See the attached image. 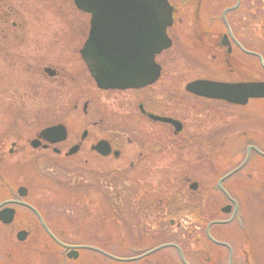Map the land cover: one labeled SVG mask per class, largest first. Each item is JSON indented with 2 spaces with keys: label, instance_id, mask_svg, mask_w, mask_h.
Here are the masks:
<instances>
[{
  "label": "rangeland",
  "instance_id": "rangeland-1",
  "mask_svg": "<svg viewBox=\"0 0 264 264\" xmlns=\"http://www.w3.org/2000/svg\"><path fill=\"white\" fill-rule=\"evenodd\" d=\"M169 1L177 15L175 25L169 30L173 46L159 58L165 66L161 82L140 92L104 93L96 90L85 66L77 61L78 49L89 28V16L76 7L74 0H0V5L13 9L18 27H23L19 28L21 35L17 40H10V49H15L17 59H30L33 69L31 76L18 68L12 78L9 73L0 77L2 86L11 85L8 92L0 93V134L6 132L1 139H6L7 149L13 139L34 136L44 125L63 123L68 128L70 135L63 147L81 141L82 132L89 131L82 152L70 157L57 156L51 151L34 152L27 161L9 157L8 161H14L11 162L14 169L8 178L15 186H28L29 201L39 206L49 225L69 245H92L128 258L164 242H182L191 264H227L228 252L209 245L198 235L205 234L206 214H211L209 221L228 218L220 211L226 204L225 198L211 187L241 163L252 137L264 152V99L250 101L242 107L208 102L206 126L185 127L177 138L180 140L177 144L183 146L177 147L176 156L157 163L144 179L132 174L137 168H132L129 162L135 160L136 152L127 161H118L88 151L90 144L104 135L129 133L127 136L133 140L139 139L137 128L125 126L122 107L126 103L137 109L140 95L147 99L155 97L163 109L175 91V102L171 100L176 113L187 116V107L193 104L185 92L188 81L201 77L231 82L264 81V68L258 60L235 51L227 62L225 49L220 46L221 35L227 29L221 22V14L236 0ZM229 14V25L233 26L236 38L264 57V0H243L242 6ZM8 47L4 42L0 50V64L4 67L12 59L3 50ZM41 63L63 64L76 80L68 78L63 93L52 81L45 90L41 78L34 72ZM86 103L87 112L84 111ZM98 111L104 113L106 121L94 128L92 121ZM16 123L17 129L13 128ZM205 131L207 145L201 148L200 135ZM195 133L198 143L185 147L188 144L185 141H190L188 138ZM202 149L208 154L204 161L196 157ZM236 179L240 184L233 194L245 205L239 218L241 229L236 224L214 227V235L234 246L233 264H264V157L253 154L243 173L232 180ZM193 182L199 184L195 190L190 188ZM152 194L159 196V205ZM242 194H246L245 199ZM167 196L171 198L169 202H165ZM173 196L200 210L202 223L193 221L187 213L174 219L169 217L167 205H175ZM207 198L208 206H205L203 202ZM147 201L158 208L148 209ZM162 211L166 217L163 221ZM212 212L216 213L215 217ZM159 224L166 234L160 233ZM22 228L31 232L25 242L16 238V232ZM0 241V264H63V248L46 238L35 217L26 209H18L12 227L3 229ZM66 263L182 264L174 248L127 262L82 250L77 260Z\"/></svg>",
  "mask_w": 264,
  "mask_h": 264
},
{
  "label": "flooded vegetation",
  "instance_id": "flooded-vegetation-1",
  "mask_svg": "<svg viewBox=\"0 0 264 264\" xmlns=\"http://www.w3.org/2000/svg\"><path fill=\"white\" fill-rule=\"evenodd\" d=\"M2 8L6 9L5 5H0V24H1L0 25V50H2L3 43L7 42L9 47L5 48L3 50H4V52H8V55H6V56L12 55V59L8 60L9 64L6 65L5 67H4V64H0V77L4 73H9V75L11 74V78H12V76H14L15 73L17 72L18 68L20 70L23 69L25 74H28L29 76H31V74L33 73L32 61L30 59H26V58L17 59L16 58L17 53L14 51L15 49H13V50L10 49V44H12L10 42V40L11 41L12 40L14 41V39L17 40L18 35H21L20 29L23 27H20L22 25H20L18 27L19 24L15 20V14H13L14 12H13V9L11 7H7L6 10H1ZM86 15L89 16V22H88L89 28H88V31L86 33V36H85L83 42L81 43V46L78 49L80 59L77 61L79 63H82L83 66H85L87 74H89V78L93 82V84L95 85L96 90H98L99 92H104V93L105 92L106 93H108V92L109 93L110 92L111 93L112 92H115V93L116 92H123V93L124 92H140V91H144V90H146L152 86H155L161 82V79L164 76L163 73H165V66L160 62L159 58L165 52H167V50H165L162 53H159L155 56V62L158 65H160V67H161L160 76L155 83H153L151 85H147V86L142 87L140 89L130 88V89H126V90L125 89L120 90V89H101V88H99L97 86V83H96L94 77L91 75V72L87 66V63L84 60L82 53H81V50H82L86 40L89 37L90 28H91V14H86ZM176 15L177 14H173L174 21H173L172 27L176 23ZM229 15L230 14H228L227 19H228ZM221 22L226 27V24L222 18V14H221ZM172 27H170V29ZM232 27L233 26L231 25L230 29L232 32V36L228 37L229 40L227 41V43L225 45L222 44V39L224 38L226 32L221 35V39H220L221 40L220 46H221V48L225 49L227 62H229V58L235 54V51H238L242 54L248 55L249 57H253L256 60H258L256 56L251 55V54H247L241 49V47H243L245 50L255 52L253 49L244 45L242 42H240L238 40V38H236L235 32H234ZM226 31H227V29H226ZM170 38L172 39V41L174 43L173 38L171 36H170ZM235 41H238L239 44L241 45V47ZM6 61L7 60L4 59V62H6ZM20 72H22V71H20ZM34 72H35V74L38 75V77L41 78V81L44 83L45 90L48 87L49 81H52V83H54V82L57 83L58 88H60V93H63V91L65 90L67 79L72 78V76L70 77L69 70L65 69L63 64L51 65V64H42L41 63V64L36 66V69L34 70ZM203 79H209V78H203V77L195 78L191 81H188L185 84V92L188 95L189 103L190 104L193 103L191 106L187 107V109H188L187 116H181L180 114L177 115V113H176V107H175V103H174L175 102L174 99L176 98V92L175 91L171 93V97H170L171 99L174 100V102L170 99L169 102L165 104L163 109H161L160 102L159 101L157 102L155 97H153V99H147V98L143 97L142 95H140L139 99H137V109L133 108V106H130L126 103H124V107H122L123 115H124L125 121L127 122L125 124V126L127 127V126L131 125V126L137 128L138 133L140 135L139 139L136 141L133 140L132 138H130V136H127L129 133H124L123 136L114 135L112 137L104 135L105 137H101L99 139H96V141L94 143L90 144L88 151L92 152L93 154L98 155L101 158L113 157L115 160H118V161L123 160V159H125L127 161L129 158L128 159H126V158L129 155H132L133 153L136 152L137 154H135L136 155L135 160L132 159V160H130L129 163H130V166H132V168L136 167L137 170L139 168H140V170H138V172L136 170L133 173L132 172H129V173L135 174L137 176L139 175L138 178L144 179L146 176L149 175V173L151 174L152 168L154 169L157 167L156 166L157 163H160L162 160H165L166 157H172V156L175 157L176 156L174 154V152L176 151L177 147L179 148V147L183 146V144L182 145L177 144L180 141V140L178 141L177 138L185 131L186 128L190 127V125H194V127H196V125H198V124H201L202 126L203 125L206 126V124L208 122V110H209V105H207L208 102L226 103V102L219 100V99H210L207 97L199 96V95H196V94L186 90V86L189 83L197 81V80H203ZM72 80L75 81L76 78H72ZM210 80L231 82L228 80H217V79H210ZM236 82H240V81H236ZM10 88H11L10 84H5L3 86L0 84V93L8 92ZM87 109H88V103H86L84 105V111L85 112H87ZM0 110H2V108ZM96 115H97V117H94L95 119L92 121V126L94 128L99 127L100 124H103V122L106 121V118L104 117V113L98 111L96 113ZM152 115H157L160 117H166V118H172V119L178 120L182 124V129L180 131H176V125L175 124L156 120L152 117ZM61 124H63V123L44 125V126H41L39 131L34 136H33V134H29V136L27 138H23L24 135L21 136V138H15L11 141V147L8 149H7L6 144H5L6 139H1L2 137L4 138L6 136V132L3 134H0V239H1V236L3 233V229L6 227L7 228L12 227V224L14 223V221L17 217L18 209L22 208V209H26L27 211H29V213L35 217V219L39 223L40 227L42 228V231L44 232L46 238L49 241L55 242L50 237V235L45 231V229L43 228L38 216L29 207L26 206V205H31V206L35 207L41 213L42 217L44 218L47 226L49 227V229L53 233V235L56 238H58L61 242H64L58 236V234L54 231V229L49 225L48 221L45 219L41 210L39 209V206L37 204L29 201L28 197H29L30 191H29L28 186H26V185L15 186V184H11L8 177L11 175V172L14 169V164L11 163L14 161L11 159H10L11 162L7 160L9 157L12 156V157H16V158L20 157L22 159V161H27V159H29L31 157V155L37 151H41V152L51 151V152L55 153L57 156L63 155L64 157H70L72 155H76V154L81 153L83 148H84L83 143L86 141V138L89 136V131H87V130H84L82 132L81 141H78L77 143H74L73 145H71L69 147L65 146L66 148L63 147V143H65L68 140L69 135H70L69 134L70 132L66 126L65 127H66L67 136H66L65 140L57 142V143H50L49 141H47L45 139V137L43 135L44 130H46L50 127H53V126L61 125ZM17 126H18V124L16 123L15 127H13V128L17 129ZM0 127H1V125H0ZM161 128H163V129H161ZM126 129H128V128H126ZM160 129L163 131H161ZM10 130L11 129L8 128V132H10ZM161 137H163V140H161ZM188 139H190V141L189 140L185 141L188 143V144H184L185 147H191V145L195 146L198 143L197 142L199 139L198 134L197 133L192 134L191 137ZM121 140H123V141H121ZM34 141H36L35 145L33 144ZM100 141H107L109 143V145L111 146L112 150L110 151V153L108 155L101 154L95 148V146ZM200 141H201L200 142L201 148H203V146L207 145V132L206 131H205V134L201 133ZM250 145L257 146L256 142L253 140L251 141V139H250L248 146H250ZM74 146H78V149H77L75 154H70V150ZM84 152H86V151L84 150ZM246 152H247V149H246ZM253 154H254V151L251 152V156ZM207 156H208L207 152L202 149L201 155L196 156V157L198 160L200 158L201 161H204L205 159H207ZM251 156H250V159H251ZM245 158H246V154H245L243 160L241 161V163L244 162ZM166 159H169V158H166ZM250 159L247 162V164L240 171H238L237 173H235L234 175H232L228 179L224 180L222 183V186L224 187V189L236 201V203L238 205V213H237V216L234 218V220L228 224H217V225L211 226L210 233H211L212 237L218 241L226 242L225 239H222L221 237H218V236L216 237L214 235V227H222V226L224 227V226H228L231 224H236V226H238L241 229L242 223H241L239 218L241 215V210L243 208V204L241 203L240 199H238L233 194L234 190L239 189L238 184H240V182L238 179H236V180H232V179L234 176L240 175L241 173H243V171L247 167L248 163L250 162ZM171 161H172V159H171ZM135 162L137 164H135ZM240 164H238L234 168L238 167ZM234 168H232L231 170H233ZM231 170H229L228 172H230ZM168 174L170 175L171 172H168ZM223 176L219 177V179L216 182V185L215 186L213 185L211 187V190L213 192L215 191L218 196H222L225 198L226 204L223 207H225L227 205L231 206L230 211L228 213H225L228 216V218L226 220H228L231 218V216L234 212L235 204L232 201H230L227 198V196L218 187V182ZM241 176H238V178L240 177L239 179H241ZM126 177L128 178L129 176L126 175ZM148 183H150V182H148ZM22 187H24L26 190L20 191V189ZM152 195H153L154 201L157 202L159 205V203H160L159 196L155 195V194H152ZM146 199L148 201L150 200L149 197H146ZM148 201L145 202L146 205H148L147 206L148 209L158 208V205L157 206L149 205ZM203 204H205V206H208V198L205 200V203L203 202ZM223 207H221V209H220L221 213H223V211H222ZM11 211H13V212H11ZM2 213L4 214L3 216L6 219L9 218L10 213H12L13 214L12 221L10 223H6L1 218ZM205 218L206 219L204 220V224H205L204 236H205L206 240L212 242L211 240L208 239L207 234H206V228L211 221L208 220V215H206ZM190 219H192V218H190ZM216 220H220V218H218ZM221 220H224V219H221ZM21 231L28 232V235H26L25 240H23L25 242L28 239V237L30 236L31 232L28 229L22 228L16 232V238L18 237V233ZM23 241H20V242H23ZM226 243H228L232 247L233 259H234V253H235L234 246L232 244H230L229 242H226ZM213 244H215V243H213ZM215 245H217V244H215ZM217 246H220V245H217ZM220 247L225 249L228 252L229 259H230L229 249L224 247V246H220ZM68 253H69V250L66 251L63 248V251L61 252L63 264H67L66 261H68V260L69 261L77 260L79 258V256L81 255V250L79 252L77 259L70 258L68 256ZM100 255L104 256L101 253H100ZM104 257L109 259L106 256H104ZM0 258H1V241H0Z\"/></svg>",
  "mask_w": 264,
  "mask_h": 264
},
{
  "label": "water",
  "instance_id": "water-1",
  "mask_svg": "<svg viewBox=\"0 0 264 264\" xmlns=\"http://www.w3.org/2000/svg\"><path fill=\"white\" fill-rule=\"evenodd\" d=\"M74 1L80 10L92 14L90 36L81 52L99 88L140 89L158 80L161 67L155 62V56L172 46V39L169 37L167 31L173 25L174 7L169 0ZM241 3L242 0H237L234 5L227 7L222 12V18L227 28L222 41L224 45L229 40L228 37L232 36L227 14L238 9ZM241 49L247 54L256 56L264 68V58L260 53L245 50L243 47ZM186 89L199 96L219 99L240 106L247 105L250 99L264 98V81L229 83L213 80H197L189 83ZM152 117L156 120L175 124L176 131L182 129V124L178 120L157 115H152ZM43 135L47 141L57 143L66 139V128L63 125L51 127L44 130ZM33 144L35 145L36 141ZM95 148L103 155H108L112 150L107 141H100ZM77 149L78 146H74L70 150V154L76 153ZM252 151L264 157V152L258 147L253 145L248 146L244 162L225 174L218 182L220 190L235 204L231 218L228 220L211 221L206 228L209 240L229 249L230 259L228 264L233 263V249L228 243L214 239L210 233V228L217 224H228L237 216L238 205L224 189L222 183L247 164ZM190 188L197 189L198 183H192ZM22 190L25 191L26 189L22 187L20 191ZM26 206L38 216L43 228L50 237L66 250H70L68 253L69 257L77 258L79 249H87L99 252L113 260L127 262L141 259L161 249L171 247L177 250L183 264H190L185 258L183 249L176 243L160 244L140 256L132 258H120L95 246L65 244L53 235L41 213L35 207L31 205ZM230 209L231 206L227 205L222 208V211L228 213ZM3 215L2 213L1 218L6 223L12 221V213H10L7 219ZM27 234L26 231L19 232L18 239L25 240Z\"/></svg>",
  "mask_w": 264,
  "mask_h": 264
},
{
  "label": "trees",
  "instance_id": "trees-1",
  "mask_svg": "<svg viewBox=\"0 0 264 264\" xmlns=\"http://www.w3.org/2000/svg\"><path fill=\"white\" fill-rule=\"evenodd\" d=\"M242 4H243V0H242ZM242 4H241V6H242ZM252 140L255 141L253 137L251 138V141ZM242 196H243V194H242ZM245 197H246V194L243 196V198L245 199ZM170 199H171L170 196H167L166 199H165V202H167V201L169 202ZM173 200L175 201V205L174 206L171 207V204L167 205L168 208L170 209L169 212H168V216L169 217L174 219L177 216H179V214H181V213L182 214L187 213L189 216H191V218L193 220L201 222V219L203 218V216L199 214L200 210L198 211V209L196 207H192V206H190L188 204H185V202L182 201V199L179 196L178 197L173 196ZM241 200H242V198H241ZM243 206H245V205H243ZM214 212H212V216L213 217L216 216L215 215L216 213L214 214ZM161 213L163 214V217H162V221H163V220H165L166 217L164 216V211H162ZM206 215H208V217H210L211 214L210 215L206 214ZM159 231H160V233L166 234V231L164 230L163 225L159 224ZM191 234H192V232H191ZM196 234H198V233H196ZM198 237L200 239L204 238L205 239L204 241L207 242L209 245H212V246H214L216 248H221L220 246H217V245L213 244L212 242L206 240L205 236H203V235H198ZM179 244L183 248V250L185 251V248H184V245L182 244V242H180Z\"/></svg>",
  "mask_w": 264,
  "mask_h": 264
}]
</instances>
